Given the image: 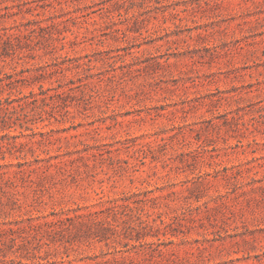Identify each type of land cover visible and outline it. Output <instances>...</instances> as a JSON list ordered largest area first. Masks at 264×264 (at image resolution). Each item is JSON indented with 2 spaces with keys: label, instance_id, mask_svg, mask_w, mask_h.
Wrapping results in <instances>:
<instances>
[{
  "label": "rangeland",
  "instance_id": "obj_1",
  "mask_svg": "<svg viewBox=\"0 0 264 264\" xmlns=\"http://www.w3.org/2000/svg\"><path fill=\"white\" fill-rule=\"evenodd\" d=\"M18 95L1 258L264 264V0H0Z\"/></svg>",
  "mask_w": 264,
  "mask_h": 264
},
{
  "label": "trees",
  "instance_id": "obj_2",
  "mask_svg": "<svg viewBox=\"0 0 264 264\" xmlns=\"http://www.w3.org/2000/svg\"><path fill=\"white\" fill-rule=\"evenodd\" d=\"M8 38L11 37V34H8L7 35ZM12 49H14L15 47V43H12ZM11 83H13V81H11ZM30 96L34 97L36 96L35 94V91H31ZM29 95H22V96H16V97H11V96H8L4 99H0V111L1 110H5L7 111L6 113L8 114L9 111H12V112H17L20 108L22 109L23 108V103L22 101L24 100V98H28L30 97ZM17 101L19 102V105H14V102ZM15 238H13L14 240ZM15 241V240H14ZM35 258H37V261H33V262H24L22 260H16L14 258H11V259H5V258H1L0 257V264H41L40 262V259L42 258L40 255H37V254H34Z\"/></svg>",
  "mask_w": 264,
  "mask_h": 264
}]
</instances>
